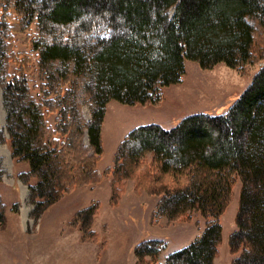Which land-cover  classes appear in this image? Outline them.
<instances>
[{
  "label": "trees",
  "instance_id": "obj_1",
  "mask_svg": "<svg viewBox=\"0 0 264 264\" xmlns=\"http://www.w3.org/2000/svg\"><path fill=\"white\" fill-rule=\"evenodd\" d=\"M96 28L107 34L92 37ZM20 31L24 50L16 45ZM186 59L240 70L261 64L224 113L187 114L170 128L139 124L120 141L112 183L136 176L138 186L159 195L156 213L187 218L195 210L204 219L200 236L161 263L160 239L138 242L135 264H213L219 216L237 179L229 242L238 253L230 264H264V0H0L8 134L0 130V141L8 142L12 158L28 164L18 177L27 184L36 217L76 186L100 180L107 101L159 102L163 88L181 79ZM80 86L90 118L82 111ZM79 213L85 229L92 210ZM5 218L0 197L1 224Z\"/></svg>",
  "mask_w": 264,
  "mask_h": 264
},
{
  "label": "rangeland",
  "instance_id": "obj_2",
  "mask_svg": "<svg viewBox=\"0 0 264 264\" xmlns=\"http://www.w3.org/2000/svg\"><path fill=\"white\" fill-rule=\"evenodd\" d=\"M107 31L96 28L91 35L102 37ZM24 34V31L15 34L20 50L28 48ZM260 64L259 61L246 63L240 70L222 61L201 67L195 60L186 59L181 79L163 88L159 102L142 105L109 99L100 130L102 150L97 161L100 180L76 186L47 204L36 217L30 213L33 203L29 201L27 184L18 177V172L26 170L28 164L12 158L8 142L0 141V197L6 215L5 222L0 223V264H135L138 258L134 246L147 238L161 240L157 254V262L161 263L168 253L199 237L204 228L199 212L189 211L187 218H169L155 212L159 195L138 186L136 176H125L112 183L114 153L126 133L136 125L156 122L170 128L187 114L224 113ZM78 98L84 115L90 118V106L82 86ZM5 115L0 87V130L7 137ZM84 140L87 142L86 136ZM149 158L147 155L145 161ZM144 166L143 163L140 168ZM238 195L237 179L219 216L221 239L213 264H230L238 253L231 251L229 242L236 227ZM15 205L16 210L12 208ZM88 207L92 213L84 229L83 213L79 212Z\"/></svg>",
  "mask_w": 264,
  "mask_h": 264
}]
</instances>
